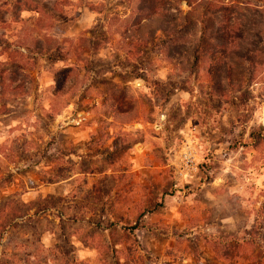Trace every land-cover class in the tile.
I'll return each mask as SVG.
<instances>
[{
    "label": "rangeland",
    "instance_id": "374dc122",
    "mask_svg": "<svg viewBox=\"0 0 264 264\" xmlns=\"http://www.w3.org/2000/svg\"><path fill=\"white\" fill-rule=\"evenodd\" d=\"M4 1L0 264H264V0Z\"/></svg>",
    "mask_w": 264,
    "mask_h": 264
},
{
    "label": "trees",
    "instance_id": "16d2710c",
    "mask_svg": "<svg viewBox=\"0 0 264 264\" xmlns=\"http://www.w3.org/2000/svg\"><path fill=\"white\" fill-rule=\"evenodd\" d=\"M139 1H140L139 3L141 6L136 8L135 13L136 15L139 14L137 18L138 22H142V21H145V22L144 24L139 25L138 27L136 26V29L133 31V33L141 34L143 29H147V28L151 29L152 26H158L157 24L169 23L171 22V20L173 21L176 20L175 18H172L169 15L167 16L169 17V19L165 16V13L163 12L164 9L161 7V0H139ZM186 1L188 2L189 5H191L192 2H194L193 0H186ZM197 4L204 6V8L201 10V20L199 21L200 41L203 42L205 40V43H207L210 40L212 41L213 38L214 40L218 38V40H221V42L223 41L225 44L226 42H229L231 40L232 33L235 31V25L232 23H229L230 18L225 16L227 9L223 7L224 5L222 3V0H208V1H204L203 3L198 1ZM217 13L221 15V20L219 21H221L224 25V27L221 29L222 32H217L215 35L216 37H213L211 35L207 37V39H205L204 38L205 33L207 31H210V28L213 27L211 23V19H213V17ZM183 19H184V22H187L190 27L194 26L193 18L191 17L190 12L185 13L183 15ZM150 32H152V30H149L148 33ZM217 47L222 48L225 53L227 52L226 45H222V43H220V45H218ZM240 58L242 61L245 60L243 57H240ZM0 71H2V73L5 72V70H0ZM0 77H1V81H0L1 91L3 92L4 91L3 82L5 81V78L1 74H0ZM11 91H12V94L14 95L17 94L16 85L12 86Z\"/></svg>",
    "mask_w": 264,
    "mask_h": 264
},
{
    "label": "crops",
    "instance_id": "0c3cea01",
    "mask_svg": "<svg viewBox=\"0 0 264 264\" xmlns=\"http://www.w3.org/2000/svg\"><path fill=\"white\" fill-rule=\"evenodd\" d=\"M3 5L5 7H3ZM7 7H8V4H6L5 1L3 2V0H0V10L2 13V16L0 17V70H7V67L10 64L19 65V63L14 62L9 58L8 51H7V49H8L7 45L10 44L9 42H11L7 39L10 37L9 34L7 33L8 24L10 22V20H9L10 19L9 18L10 12L7 9ZM19 12L20 13L18 14V18L16 17V19L22 18L21 14H23L22 12H24L23 8H20ZM11 19H12V17H11ZM20 34L21 35H19V32H17V35H15L14 39H13L16 41V44H18L16 46L14 45L15 47L13 46V48L15 49L16 52H18L19 49L24 50L23 47L22 48L19 47L21 43H19V41H17V40H21L22 42H24V37H23L24 34L23 33H20ZM0 81H1V77H0ZM0 89H1V86H0Z\"/></svg>",
    "mask_w": 264,
    "mask_h": 264
}]
</instances>
